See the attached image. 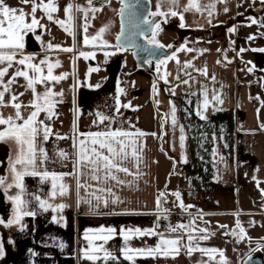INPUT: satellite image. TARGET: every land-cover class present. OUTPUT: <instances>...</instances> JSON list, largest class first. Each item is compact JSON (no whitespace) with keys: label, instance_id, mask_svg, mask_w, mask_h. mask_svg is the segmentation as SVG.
I'll use <instances>...</instances> for the list:
<instances>
[{"label":"crops","instance_id":"1","mask_svg":"<svg viewBox=\"0 0 264 264\" xmlns=\"http://www.w3.org/2000/svg\"><path fill=\"white\" fill-rule=\"evenodd\" d=\"M188 1L178 0L175 6L168 2L161 11L175 10L186 14L187 20L188 14L196 12L194 8L185 11ZM199 1L202 14L227 13L224 22L217 18L207 22L216 31L212 38L214 44L178 45L171 56L175 58L166 59L159 73L155 64L156 79L137 68L130 50L115 47L120 27L119 0H93L92 5L88 0H54L57 11L52 13V21L42 9L37 10L36 18L43 27L25 35L22 54L33 56L32 62L36 64L41 60L59 61L53 74L68 75L58 83L49 84L54 92L63 95L54 98L59 101L54 109L56 115L46 119V114L41 112L38 117L52 131L46 141L42 132L37 137V147L44 150L47 158L38 153L36 170L62 176L57 192L59 183L65 184L68 192L52 197L50 177L42 181L40 177L26 176L23 198L28 201L27 210L36 215L25 216L20 224L7 226L15 209L9 197L20 192L15 186L9 187L14 185L11 168L17 157V145L13 140L0 141V180L4 181L0 184L4 197L0 220L5 222L0 223V245L3 246L0 264H92L82 258L88 244L85 233L101 228L116 230L105 247L118 258L107 264H132L123 259L122 249L126 244L132 248H149L159 243L160 235L134 236L125 241L123 233L136 228L154 229L168 239L182 235L183 240L179 255L137 257L135 264H220L219 251L224 253L227 264H242L248 255H260L264 261V52L252 51L264 48V0H216L214 8L206 7L209 0L202 4ZM36 2L46 4L48 0ZM5 4L23 9L28 14L26 21L30 22L32 3L5 0ZM69 4L74 6V37L56 23L64 20L67 26L64 9ZM76 6L88 12L86 20L83 12L76 11ZM90 7L102 10L93 13L88 11ZM78 14L81 16L79 41L76 35ZM168 17L174 18L164 16ZM252 20L257 23L253 24ZM101 27H107L102 39L110 47L101 48L99 42L85 45L84 36H95ZM37 35L40 40L36 39ZM49 43L60 47L49 49ZM63 48H73V51L65 52ZM81 52L95 55L85 59L80 56ZM105 52L114 54L105 56ZM19 58H22L21 53H17ZM188 62L191 67H185ZM41 67L46 74L47 66ZM90 68L99 71L90 72ZM249 68L253 70L248 71ZM204 69L207 75L203 74ZM17 70L32 74L26 66L14 62L0 82V91ZM165 74L166 80L162 78ZM26 84L23 77H16L14 83L7 85L4 104L0 105V115L4 118L15 117L11 106L13 95L18 97L16 102L22 104L20 111L25 119L33 111L30 102L34 96ZM36 88L39 93L45 90L43 84ZM205 94L209 101L206 110L203 107ZM214 94L220 96L222 104L212 99ZM198 111L206 119H201ZM101 116L107 119L101 121ZM5 127L0 125V130ZM101 131L128 132L135 138L134 145L128 138L125 143L129 153L133 147L138 150L139 167L137 169V161L131 155L124 166L141 175L134 178L122 172L116 174L120 180L131 181V186L106 180L103 171L96 173L99 180H93L90 166L78 163L80 140H88L87 133ZM138 132L144 135L136 136ZM181 135L184 136L183 147ZM16 167L21 169L20 165ZM78 183L85 187L78 188ZM106 188H111L112 194L98 191ZM177 192L179 200L173 195ZM93 193L101 196V201L98 202ZM160 193L164 196L160 197ZM36 196L54 206L64 204L66 207L45 211ZM104 199L108 200L107 206ZM181 202L185 208L179 206ZM173 215L180 217L178 225H185L177 232L170 231L171 227L178 226L170 223ZM237 221L244 229L243 239L239 238ZM200 229L207 230L208 239H200L205 234ZM189 234L195 237L193 247L219 251L212 257L200 251L187 254L184 245L188 243Z\"/></svg>","mask_w":264,"mask_h":264},{"label":"snow or ice","instance_id":"2","mask_svg":"<svg viewBox=\"0 0 264 264\" xmlns=\"http://www.w3.org/2000/svg\"><path fill=\"white\" fill-rule=\"evenodd\" d=\"M110 2V0H108ZM163 2V0H162ZM168 2L175 6L178 3V0H168ZM24 4L32 3V9H31V19L30 22L26 21V14L23 9H17L13 7H9L5 4V0H0V65H7L6 67H0V82H2V78L8 73V69L13 66V63H17L19 65L26 66L27 69L31 70V75L29 74V71L27 70H17L15 72V75L7 82V85H10L15 82L16 77H23L25 81L27 82L26 86L28 89H30L33 93L34 99L30 102V107L33 109L31 113L27 116L25 119L21 114V107L22 104L18 101V97L13 95L11 97L12 107L15 109V117L9 116L7 118H4L2 115H0V125L6 126L3 130H0V141H6V140H13L15 144L17 145V157L15 161L12 164L11 171L13 173L14 177V185H9V187L15 186L20 190L19 194L9 197V199L14 203L15 209H14V215L13 219L7 221V226H11L12 224H20L21 220L25 216H35L36 213L33 211L27 210V203L23 198L24 194V178L26 176H33V177H40L42 181H46L51 178L52 181V193L51 196L55 197L57 194L63 196L68 192V187L63 184L59 183V189L57 192V185L58 182L62 180V176H58L55 173H52L51 176L48 171H37V160H38V153L40 155H43L46 159V154L44 153V150L42 148L37 147V137L40 135V133H43V139L46 141L49 138V135L51 134V128L44 123L43 120H39L38 117L41 112H44L46 114V119H51L54 115H56L54 109L56 107V104L59 103V101L55 100L54 98L56 96H62L63 93H57L52 90V88L49 86L51 82L58 83L61 80H64L67 78V73L61 74V75H54L53 69L59 66V61L56 63H49L46 60H41L40 64L33 63V56L31 55H23L22 50L25 47L24 38L25 35L28 33L34 32L38 27H43V25L40 24L39 20L36 18V12L38 9H42L45 14H47V19L52 21L53 15L52 13L57 11V8L54 4V0H48V3H37L36 0H23ZM89 5H92L93 0H88ZM121 3L123 4V7L120 8L119 14L121 16L124 15L125 8L129 7L128 4L124 3V0H121ZM160 5H158V10L156 12L149 13L150 16H177L179 15L180 20L183 21L184 17L182 14H179L175 10H169V12L165 13L160 10ZM206 7L214 8L215 5H209ZM74 6L72 4L67 5V7L64 9L65 13L68 16L67 26L66 22L64 20H58L56 23L60 24L61 27L64 28V31L67 32L69 35L75 36L73 32V25L72 21L74 19L72 13H73ZM195 9L197 12L201 11L200 5L197 2V0H189V4L185 7V11H188L189 9ZM102 9H98L95 7H90L88 11H91L93 13L97 11H101ZM76 11L83 12L85 20L87 19L88 12L84 11V9L76 6ZM227 11V9H225ZM212 13L209 11V16H211ZM211 22V21H209ZM143 23L149 24L151 27L152 37L148 40V43L151 45H154L157 48H163L164 45L160 44L156 40V35L158 31L161 30V26L159 23H155L152 21H149L148 19H144ZM252 23H257L256 20H252ZM87 24L84 26V32H87ZM180 27H185V24L181 23ZM107 31V27H101L98 31V33L95 36L88 37L87 35L84 36V44L89 45L93 44L95 45L97 42H99V47L101 48H107L110 47L107 41H104L102 39L103 33ZM229 31H235V29H229ZM139 35H143V32H139ZM37 40H40V36H36ZM117 44L115 47L117 49H121L122 45L120 43L121 37L118 35L116 37ZM49 49H52L53 47L59 48V45L54 46L53 44L49 43L47 45ZM65 52H72L73 48H63L61 49ZM124 50H127L124 48ZM191 51V49H188ZM241 51H244V49H241ZM252 51H260L264 52V48L262 49H252ZM17 53H21L22 58L17 59ZM114 53L105 52V56L112 55ZM95 53L89 52H81L80 56H83L85 59H88L89 57H94ZM173 57H168L166 59H173ZM165 60H159L156 65V70L159 73L161 70V66L166 64ZM179 63V61H177ZM41 65L47 66V73L45 74V70ZM185 67H191L190 62L185 64ZM252 68H249L248 71H252ZM90 72L99 71L98 68H90ZM204 75H207V70H202ZM166 75L162 78L166 80ZM179 78V77H178ZM214 79V77H213ZM187 83V81H185ZM39 84H43L45 86V90L42 93L37 92L36 86ZM7 85L4 86V90L0 91V105L4 104V96L5 92L8 91ZM100 85H96V87H99ZM120 91H123L120 89ZM153 91L155 92V85L153 86ZM22 95V94H21ZM205 101H204V109L206 110L208 108L209 101L207 99V94ZM212 99L218 103H223V100L220 98L219 95H213ZM125 107H128V105H125ZM173 112V123H175V107L172 109ZM197 115L200 116L201 119H206V116L198 111ZM104 119H107V117L101 116V121ZM17 121H22V123H17ZM75 127V125H74ZM84 136L85 134H81ZM144 133L138 132L136 136H143ZM86 136L88 137V140L81 139L80 140V149H79V160L78 163L81 166H90L91 171L93 173L92 179L93 180H99L100 177L96 175V173H99L103 171L104 178L111 179L113 181H116L118 184H128L129 186L132 185L131 181H124L120 180L117 173H124L126 175H131L134 178L139 177L141 174L139 171L133 173L128 167L124 166V163L126 160L129 159V155L137 161L136 167L138 169L139 167V161L141 160L140 155L138 154V150L133 147L131 153L128 151V145L125 143V138H128L131 140L132 144L134 145L136 143L135 138L132 136L131 133L123 132V131H108V132H95V133H87ZM62 138V137H61ZM181 141V147H183V141L184 136L181 135L180 137ZM62 156H64V153H61ZM42 162V161H41ZM20 165L21 169H18L16 166ZM63 175H69V174H63ZM4 181L0 180V184H3ZM85 185L78 183V188H83ZM100 192H107L109 194H112L111 188L106 189H98ZM95 199L99 202L101 201L102 197L99 195H95ZM177 197V199H180V194L173 193ZM164 193H160V197H163ZM35 199L39 202L40 208H42L45 211H48L51 209L52 211L57 210H63L66 205L59 204V205H52L46 200L40 199L39 196H36ZM117 200H114L113 202H117ZM86 203H90V201H85ZM103 203L105 206L108 204V200L104 199ZM160 205V198H157V207L159 208ZM181 208H185L186 206L181 202L179 205ZM55 220L56 217H53ZM62 219V218H61ZM0 223H5L3 220H0ZM185 225L180 224L177 227H171V232H177L178 229H183ZM237 228L239 229V238H244V229L240 226L239 221H237ZM23 230V229H22ZM115 229L108 228L107 230L101 228L97 230L96 232H92V230H89V232L85 233V239L88 241L87 246L83 250L82 258L85 260H88L92 262V264H97L98 261L102 262V264H107L108 261H115L117 260V255L113 252L109 251L105 245L107 242L112 238V236L115 234ZM202 233H205L200 237V239H208V234L206 229H200ZM89 233H92L89 235ZM236 234L235 232L233 233ZM154 235H160L159 243L156 244L154 247L149 248H132L125 245V247L122 249L123 253V259L126 261H131L132 264H135V260L137 257H157V256H173L179 255L182 245L183 236L174 238V239H168L163 236V234L157 233L154 229H144L141 230L140 228L136 229H128L123 233V237L125 241H128L131 237L134 236H154ZM188 243L184 245L186 248L187 254H191L193 251H200L209 257H212L214 253H217L219 250L217 249H205V248H199V247H193L192 241L195 239L191 234L188 235ZM99 241V243H96ZM63 247V245H61ZM3 255V246L0 245V256ZM219 256L221 257L220 264H227L226 258H224V253L222 251H219Z\"/></svg>","mask_w":264,"mask_h":264},{"label":"water","instance_id":"3","mask_svg":"<svg viewBox=\"0 0 264 264\" xmlns=\"http://www.w3.org/2000/svg\"><path fill=\"white\" fill-rule=\"evenodd\" d=\"M121 3V0H119ZM129 7L125 8L124 15L118 14L120 43L122 49L126 48L132 53L137 68L151 75L156 79L155 70L150 68V63L157 64L159 60H165L171 57L178 49V45L157 48L148 43L152 37L151 27L143 23L144 19L158 23L161 16H150L152 13L151 3L149 0H124ZM121 7L123 4L121 3ZM120 12V11H119ZM143 35H139V32ZM117 35V36H118ZM117 44V40H116ZM4 208V197L0 191V211ZM242 264H264L260 255H248Z\"/></svg>","mask_w":264,"mask_h":264},{"label":"rangeland","instance_id":"4","mask_svg":"<svg viewBox=\"0 0 264 264\" xmlns=\"http://www.w3.org/2000/svg\"><path fill=\"white\" fill-rule=\"evenodd\" d=\"M152 4V12H156L158 10V5H160V10L168 5V2L163 0H149ZM189 2V1H188ZM200 4L206 2V0H200ZM216 4V0H209L207 6ZM197 12V11H196ZM193 12L188 14V19L185 20V15L182 14L184 19L183 21L180 20L179 15L175 16L174 18L170 19L164 18L162 16V21L159 22L161 26V30L158 31L156 35V40L166 46L171 45H180L181 47H188V46H207L212 45V38L214 37L215 29L212 26L207 24V22L211 20H223V22L227 18V13L220 14L217 16V13L211 12L212 15L209 16V11L204 12ZM223 15V16H222ZM220 18V19H219ZM230 18V16H229ZM164 20V21H163ZM228 20V19H227ZM185 24V27H180V24ZM151 39V38H150Z\"/></svg>","mask_w":264,"mask_h":264},{"label":"trees","instance_id":"5","mask_svg":"<svg viewBox=\"0 0 264 264\" xmlns=\"http://www.w3.org/2000/svg\"><path fill=\"white\" fill-rule=\"evenodd\" d=\"M80 33H81V16L80 14L77 15L76 19V35H77V41L80 39ZM150 68L155 69V64L150 63Z\"/></svg>","mask_w":264,"mask_h":264},{"label":"built area","instance_id":"6","mask_svg":"<svg viewBox=\"0 0 264 264\" xmlns=\"http://www.w3.org/2000/svg\"><path fill=\"white\" fill-rule=\"evenodd\" d=\"M163 218V216H161ZM180 222V217L178 215H173L170 219V223L172 226H177ZM159 232H164V229H159Z\"/></svg>","mask_w":264,"mask_h":264}]
</instances>
